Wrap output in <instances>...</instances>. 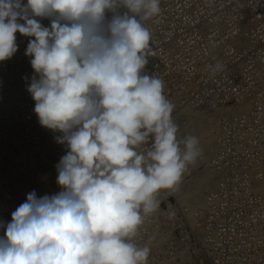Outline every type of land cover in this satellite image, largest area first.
I'll return each instance as SVG.
<instances>
[{
  "label": "clouds",
  "instance_id": "1",
  "mask_svg": "<svg viewBox=\"0 0 264 264\" xmlns=\"http://www.w3.org/2000/svg\"><path fill=\"white\" fill-rule=\"evenodd\" d=\"M160 3L0 0V61L17 51L16 33L34 37L25 55L38 79L27 91L40 126L67 148L60 191L28 193L0 222V264H147L150 248L132 241L201 154L197 137L178 136L164 81L145 71L157 53L141 20Z\"/></svg>",
  "mask_w": 264,
  "mask_h": 264
},
{
  "label": "bare ground",
  "instance_id": "2",
  "mask_svg": "<svg viewBox=\"0 0 264 264\" xmlns=\"http://www.w3.org/2000/svg\"><path fill=\"white\" fill-rule=\"evenodd\" d=\"M175 1L177 0H161V13L156 17V20L160 17L156 21L157 25H165L166 17L174 11ZM250 6L254 8H250ZM248 8L250 15L246 13V10L244 14H236L235 12L227 14V16L233 18L236 31L234 34L227 33V38L221 37V40L230 42L229 46L235 52V54L229 56L232 58L227 61V63H232L229 67L232 69L230 75H235L233 71L239 70L236 68L238 66L235 58L243 60L239 63V67L244 73L240 88L235 89L233 92L225 91L228 81L221 78L218 86L212 88L213 93L210 92L207 85L204 94L198 96L195 101L181 104L178 100H171L174 105L173 110L177 109L172 118L178 125V136L181 138L184 136L197 137L201 154L194 164L188 166L178 186L174 190H168L165 194L161 191L158 199L166 202L169 209L173 203L179 206L192 231L198 236L203 233L200 224L204 215L211 206L217 203L214 198L207 201V196L214 193L229 170L223 162H220L223 157L220 156V153L223 152L225 155V144L221 145V139L228 131L226 122L228 124L237 119H256L257 130L259 129L264 133V94L261 93L264 91V87L261 89V85H264V24L262 26L259 24L260 18L264 16V0L251 3ZM106 16L110 17L108 14ZM181 22L184 23L185 21L181 20ZM151 23L153 24V22ZM208 24L214 27V30H217L218 33L225 32L219 18ZM149 28H153V26L151 25ZM237 34L244 36H237ZM15 36L17 51L10 59L0 61V222H3L5 226L11 222L12 213L16 208L26 201L28 193L35 191L37 196L40 197L45 194L53 195L59 192V187L56 184L57 172L51 166L52 163H58L60 158L67 152L65 145L58 144L55 141V137L61 135V133L40 126L33 111L35 102L27 91L32 78L35 76L38 79V75L34 73L30 64L32 57L25 55L29 40L34 39V37H24L19 33H16ZM223 36H226V32L223 33ZM179 38L182 39V36H179ZM194 40H198L200 43L205 41V39L199 37ZM160 42L166 50V55L162 61L168 64V67L163 68L161 71H157V69L150 70V62L152 61L150 60L152 57H150L145 71L150 75L156 73L162 80L164 78L173 80L171 85L164 84L165 95L168 91L175 93L178 90H183L188 94L196 88L190 87L195 79L189 77L187 80L188 85L183 87L185 78L178 74L175 68H170L171 64L176 65L173 57L178 50L179 42H166L165 40L152 38L151 46L160 45ZM207 46L210 48L209 52H211L215 45L208 44ZM205 47L200 51L195 45H191L190 40L184 41L180 44L181 50L179 51L178 63L182 66L193 67L194 64L192 65L191 61L204 59L202 54L208 52V48ZM245 52H247V56ZM243 55L245 57H241ZM201 71L204 74L202 68ZM252 80L256 82L253 86L247 82L252 83ZM251 87L257 89L260 93L256 96L250 95L248 91L251 90ZM204 96L207 100L203 99ZM224 96L230 98V100L227 102L222 101ZM200 100H203V103L200 104ZM259 123L263 124L258 128ZM249 134L243 136L246 144L244 147L253 150L251 147L253 140H251L252 137ZM238 149H241V146H238ZM248 157L246 161L249 162L250 166L246 164L245 166L248 167L250 188L253 193L255 192L258 196L264 198V151L260 149V153L256 157L252 154ZM244 170L243 167L240 169V171ZM232 199H238V194L235 193ZM221 215L222 217L218 218L221 221H224V218L231 219L226 217L224 213ZM148 218H151V221ZM169 218L170 211L168 209L163 210L160 223L164 225L165 229L170 228L168 226ZM154 219L155 217L149 214L141 227L153 225ZM174 222L175 217L172 216V223ZM230 222L233 224L232 220ZM255 225L257 232L264 227V223L262 225L261 221L255 222ZM5 232L6 227L0 228V238L5 236ZM159 232H151L147 242L148 247H155L171 237V233L166 231L163 238H160L159 235L163 233ZM230 232L227 235V241L229 238L233 239L236 236L234 231L233 234H230ZM213 234L214 231L211 232V235ZM183 235L184 243H186V234L183 233ZM222 240L221 237H217L216 243H220ZM186 244L179 247L180 250L178 249L175 255L177 260L182 261L181 264H197L198 262L195 261V259L199 260L197 253L193 252L194 250L189 251ZM151 253L154 254L155 252ZM260 253L264 254V251L260 250ZM255 256V253L251 254L252 258ZM163 259L162 263L168 264L171 261L170 259ZM199 262L210 264L206 261Z\"/></svg>",
  "mask_w": 264,
  "mask_h": 264
},
{
  "label": "built area",
  "instance_id": "3",
  "mask_svg": "<svg viewBox=\"0 0 264 264\" xmlns=\"http://www.w3.org/2000/svg\"><path fill=\"white\" fill-rule=\"evenodd\" d=\"M255 1H257V3L260 2V0H177L174 2L176 4L173 8L174 11L166 17L164 22L165 25H157L156 21L160 19V17H158L157 20L156 17L153 19L141 20V23L146 27L149 28V26H153V28H149L153 39L165 40L166 42H179L178 50L173 57L176 65L171 64L172 66L170 68H175L178 74L185 78L183 87L188 85L187 80L189 77L195 79L190 87L196 88L188 94L183 90H178L175 93L168 91L165 95L166 98L170 101L178 100L181 104L195 101L198 96L204 94V89L207 85L209 86L210 92L213 93L212 88L218 86L221 78L227 79L226 81H228L225 91L233 92L235 89L240 88L243 83L242 77L244 73L241 71L239 63L243 60H237V58H235L236 65L238 66L236 68L239 70L233 71L235 75H230L232 69L229 67L232 63H227V61L232 58L229 56L235 54V52L234 49L229 46L230 42L221 40V37L227 38V33L234 34L236 31L233 18L227 16V14L231 12L244 14L246 10V13L250 15V10H247L249 9L248 6ZM22 2L26 4L27 0H22ZM250 8L254 7L250 6ZM120 11L122 12L124 10L121 9ZM106 14L111 16V13ZM216 18L222 21L226 36H223L225 32L218 33L217 30H214V27L208 24ZM35 19L44 27L50 26V18L36 17ZM181 20L185 22L182 23ZM151 22H153V24ZM259 24L260 26L264 24V16L260 18ZM167 30L170 31L167 32ZM179 36H182V39H180ZM237 36L243 37L244 35L237 34ZM197 37L205 39V41H203L204 43L194 40ZM188 40L191 41V45H195L200 51L204 46L208 48V52L202 54L204 59L202 58L195 62L191 61V64H194L193 67L182 66L178 63L179 51L181 50L180 44ZM208 44L211 46L215 45L213 51L209 52L210 48L207 46ZM161 45L160 42V45L155 44L152 46L156 52H160L150 59L152 60L150 62V70L152 69L154 71V69H157V71H161L163 68L166 69L168 67V64L162 61L166 55V50ZM245 55L247 56V52H245ZM241 57L245 56L243 55ZM218 62L223 65V71L216 72L215 76L208 78L211 74H214L209 68V65L215 66ZM197 72L200 73L198 77ZM163 81L166 85H171L173 83V80L169 78H164ZM247 82L252 86L256 84L255 81L252 83H249V81ZM263 87L264 85H261V89ZM248 93L256 96L260 92L251 87ZM261 93L264 94V91ZM203 99L207 100L205 96ZM229 100L230 98H225V96L222 99L224 102ZM199 103H203V100H200ZM176 110H173L172 116L176 114L174 113ZM233 121L234 122H229L228 124L226 122L228 131L221 139V145L225 144V155L223 152H219L220 156H223L220 162H223L229 170L227 175L220 181L214 193L207 196V201L214 198L217 203L207 210L201 221L202 235L198 236L192 231L189 222L179 206L173 203L172 207L169 209L167 203L159 199V208L151 213L152 217H155V222L152 223L153 225L151 226L144 225L141 227L137 236L132 241L138 246H147L152 231L162 232L163 234L159 235L160 238H163L166 231L171 233L169 239L159 243L155 247L149 246L150 254L147 259V264H166L162 263L164 260L163 258L171 260L168 264H181L182 261H178L175 255L179 247L186 243L189 251L194 250L193 252L197 253L199 260L193 259L199 264H202L199 261H206L210 264H264V254L260 253V250L264 251V227L258 232L255 230V222L261 221L262 225L264 223V198L258 196L255 192L253 193L251 190L250 176L247 170L248 167L245 166V164L250 166L249 162L246 161L249 158L248 155L250 156V154H252L256 157L260 153V149L264 151V133L259 129L257 130V124H255L256 119H237ZM261 124L263 123L258 124V128ZM248 133H250L249 135L252 137L251 140H253V145H251L253 150L244 147L246 144L244 143L243 136ZM238 146H241V149H238ZM56 164L57 163H55L54 166L52 165V169H55ZM242 167L245 169L244 171H240ZM244 172L245 174H243ZM58 191H60V188ZM161 191L164 194L168 192V190ZM235 193L238 194V199L236 200L232 199ZM165 209L170 211V218L168 219V226L170 228L167 229L160 223L162 212ZM219 213H224L226 217H230L231 219L224 218V221H221L218 219L222 217ZM172 216L175 217L174 223H172ZM230 220L233 221V224ZM149 221H151V218ZM209 230L210 232H208ZM212 231H214L213 235H211ZM233 231L236 236L233 239L229 238L227 241L228 233L230 232V234H233ZM183 233H185L187 237L186 243H184L185 239ZM217 237H221L223 240L220 243H216ZM151 252L155 253L152 254ZM254 253L257 258L256 256L254 258L251 257V254Z\"/></svg>",
  "mask_w": 264,
  "mask_h": 264
},
{
  "label": "rangeland",
  "instance_id": "4",
  "mask_svg": "<svg viewBox=\"0 0 264 264\" xmlns=\"http://www.w3.org/2000/svg\"><path fill=\"white\" fill-rule=\"evenodd\" d=\"M199 72H197V77L199 76ZM216 75V72L214 73V74H211L208 78H212L213 76H215ZM55 164V163H54ZM54 164L52 163V165L54 166ZM52 167V166H51ZM197 264H199V263H197Z\"/></svg>",
  "mask_w": 264,
  "mask_h": 264
}]
</instances>
